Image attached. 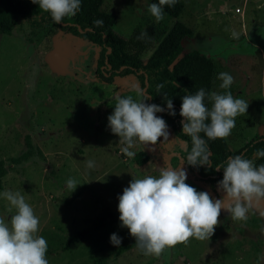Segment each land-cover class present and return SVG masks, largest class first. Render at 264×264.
<instances>
[{"label": "rangeland", "instance_id": "1", "mask_svg": "<svg viewBox=\"0 0 264 264\" xmlns=\"http://www.w3.org/2000/svg\"><path fill=\"white\" fill-rule=\"evenodd\" d=\"M173 19H156L150 0H103L101 10L115 15L112 30L128 41L127 52L145 61L156 46L155 33L178 21L192 31L181 42L180 56L197 51L214 65L211 92H231L249 102L246 113L224 138L232 152L264 135V0H180ZM238 8L239 13H234ZM233 32L237 38L233 37ZM142 33H147L141 38ZM96 48L63 34L43 13L20 22L10 35L0 34V218L10 222L16 209L3 193L19 192L39 218L35 235L46 239L48 264H264V200H253L248 218L236 221L221 210L209 240L191 238L146 256L128 229L120 226L119 196L132 179L158 176L163 168L182 167L186 183L223 199L217 183L199 182L185 162L183 142L169 131L155 145L137 140L130 149L148 161L135 165L108 127L117 97L141 100L143 89L133 75L111 84L94 79ZM233 77L221 89L218 75ZM212 102L210 101V108ZM254 160V158L252 159ZM87 161L94 167L88 168ZM73 179L77 188L70 189ZM11 209V210H10ZM101 218L103 225L97 230ZM84 229L86 237L64 248ZM115 233L121 244L110 242Z\"/></svg>", "mask_w": 264, "mask_h": 264}, {"label": "clouds", "instance_id": "2", "mask_svg": "<svg viewBox=\"0 0 264 264\" xmlns=\"http://www.w3.org/2000/svg\"><path fill=\"white\" fill-rule=\"evenodd\" d=\"M176 2L158 0L148 11L160 21L163 6L172 7ZM32 3L49 13L56 23L74 17L81 8V0H32ZM103 23V20L94 21L96 26ZM146 34L142 33L141 38ZM232 35L237 38L235 32ZM218 79L222 81L221 89H229L233 83V77L226 72H221ZM163 87L158 84L157 91ZM206 96L212 102L210 109L204 102ZM147 99L117 97L114 111L108 117V127L119 137L121 151L128 158L135 156L130 149L137 140L146 146L155 145L161 137H169L168 125L157 113L167 110L170 116H175L172 99L163 95L166 108L147 104ZM248 106V101L234 97L231 92L206 93L201 88L195 94L183 96L179 113L182 131L192 143L187 164L197 168L206 166L208 148L199 134L203 132L209 140L228 137L235 127V118L246 113ZM259 157H264V150L257 151L256 158ZM87 167H94V162L87 161ZM220 169L223 179L218 182V189L227 204L223 199L213 201L208 192L197 191L186 183L187 174L182 167L163 168L158 176L132 179L118 198L120 226L128 229L144 255L160 257L166 248L186 244L191 238L209 240L219 224L221 210L233 220H246L251 202L264 200V164L256 166L254 160L236 155L216 170ZM67 186L75 190L77 182L69 179ZM3 196L16 209V214L8 223L0 218V264H48V244L45 238L35 235L40 221L33 208L19 192L5 191ZM110 242L119 246L121 238L113 233Z\"/></svg>", "mask_w": 264, "mask_h": 264}, {"label": "trees", "instance_id": "3", "mask_svg": "<svg viewBox=\"0 0 264 264\" xmlns=\"http://www.w3.org/2000/svg\"><path fill=\"white\" fill-rule=\"evenodd\" d=\"M103 0H81V8L74 17H65L60 23L54 22L49 13L43 12L32 0H0V34L10 35L18 23L43 13L50 24L63 34L73 36L81 41L93 45L97 50L94 58V79L97 83L111 84L116 77L133 75L143 89L141 100L147 104H156L166 108L163 95L172 99L175 116H170L165 110L157 113L162 117L174 138L185 145V162L191 151V138L182 131V117L179 115L182 97L195 94L199 89L210 93L214 75V65L210 58L197 51H190L180 56L181 42L191 38L192 31L184 24L175 21L167 30L155 33L152 42L156 46L143 62L136 55L127 52L128 41L117 35L112 27L116 20L115 15L101 10ZM158 0H150V4ZM164 7V15L177 18L183 10V3L177 0L174 6ZM95 20H103V26H96ZM164 87L157 91V85ZM205 105L210 109V100L205 98ZM206 141L208 148V162L206 166L192 167L189 169L199 182L217 183L223 179V170L218 167L226 166L230 157L240 155L245 159H253L256 166L264 164V157L256 158L258 150H264V135L247 142L241 149L232 152L225 139L209 140L203 132L199 134ZM144 152H138L133 157L135 165L142 166L148 161ZM5 175L2 161L0 160V180ZM1 190V182H0ZM101 218L97 230L103 225ZM89 230L84 229L71 235L64 243L67 249L70 245L83 240ZM99 264V262L97 263Z\"/></svg>", "mask_w": 264, "mask_h": 264}, {"label": "built area", "instance_id": "4", "mask_svg": "<svg viewBox=\"0 0 264 264\" xmlns=\"http://www.w3.org/2000/svg\"><path fill=\"white\" fill-rule=\"evenodd\" d=\"M234 13H239V9L238 8H235L234 9Z\"/></svg>", "mask_w": 264, "mask_h": 264}]
</instances>
